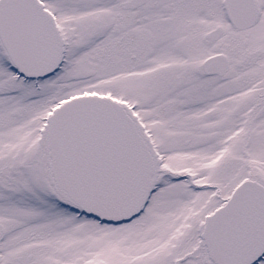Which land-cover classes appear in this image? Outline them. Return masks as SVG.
<instances>
[{"label":"snow or ice","instance_id":"snow-or-ice-1","mask_svg":"<svg viewBox=\"0 0 264 264\" xmlns=\"http://www.w3.org/2000/svg\"><path fill=\"white\" fill-rule=\"evenodd\" d=\"M0 264H264V0H0Z\"/></svg>","mask_w":264,"mask_h":264}]
</instances>
